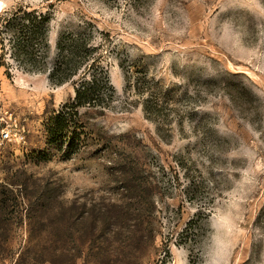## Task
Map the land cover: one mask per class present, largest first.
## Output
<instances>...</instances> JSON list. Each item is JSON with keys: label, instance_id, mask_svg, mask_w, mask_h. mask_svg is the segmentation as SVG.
Wrapping results in <instances>:
<instances>
[{"label": "rangeland", "instance_id": "obj_1", "mask_svg": "<svg viewBox=\"0 0 264 264\" xmlns=\"http://www.w3.org/2000/svg\"><path fill=\"white\" fill-rule=\"evenodd\" d=\"M20 4L55 11L52 40L90 30L115 91L72 107L73 81L21 70L0 44V126L25 134L0 145V264H264V0L0 13ZM66 108L71 147L47 131Z\"/></svg>", "mask_w": 264, "mask_h": 264}, {"label": "trees", "instance_id": "obj_2", "mask_svg": "<svg viewBox=\"0 0 264 264\" xmlns=\"http://www.w3.org/2000/svg\"><path fill=\"white\" fill-rule=\"evenodd\" d=\"M55 17L53 9L24 4L2 11L0 44L6 43L2 46V56L9 53L21 70L47 74L52 83L73 81L76 88L72 107L105 109L115 90L100 64V43L91 38L90 30L75 34L61 31L52 40L50 30ZM75 115L76 112L68 108L59 111L47 126L48 135L70 140L68 146L71 147ZM58 210L67 212L63 206ZM61 229L64 228L60 227L59 231Z\"/></svg>", "mask_w": 264, "mask_h": 264}, {"label": "built area", "instance_id": "obj_3", "mask_svg": "<svg viewBox=\"0 0 264 264\" xmlns=\"http://www.w3.org/2000/svg\"><path fill=\"white\" fill-rule=\"evenodd\" d=\"M25 141V134L21 131H12L9 126H0V145L5 142L21 143Z\"/></svg>", "mask_w": 264, "mask_h": 264}]
</instances>
